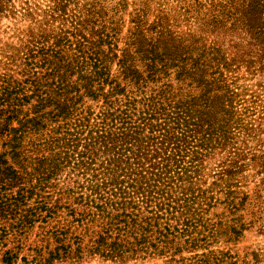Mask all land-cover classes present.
Returning a JSON list of instances; mask_svg holds the SVG:
<instances>
[{"label": "trees", "instance_id": "1", "mask_svg": "<svg viewBox=\"0 0 264 264\" xmlns=\"http://www.w3.org/2000/svg\"><path fill=\"white\" fill-rule=\"evenodd\" d=\"M176 1L21 8L38 25L0 62L2 264H239L213 247L264 171L238 77L264 72V1Z\"/></svg>", "mask_w": 264, "mask_h": 264}, {"label": "rangeland", "instance_id": "2", "mask_svg": "<svg viewBox=\"0 0 264 264\" xmlns=\"http://www.w3.org/2000/svg\"><path fill=\"white\" fill-rule=\"evenodd\" d=\"M14 1V7L18 10L16 16L1 17L0 18V62H5L4 54L7 51H11L13 46L20 44L19 39L22 35L19 33L25 34L28 33L30 29L36 27V23L33 22L31 18L23 17L20 14L22 7H25V2L30 1L32 7L35 9L43 10L48 9L47 5H50L48 0H12ZM78 1H87V0H78ZM108 1H120V0H108ZM130 4L137 2H147L150 3L153 9H160L162 7L171 9L176 5H179L176 0H127ZM264 1V0H262ZM162 5V6H160ZM130 11L132 8L130 7ZM20 14V15H19ZM38 19H41L39 17ZM128 19V17H126ZM19 36V37H18ZM242 69L240 72V77H244V80L239 82L240 85H244V88H247L248 96L246 99L249 100V103L252 106L258 108V113L254 118L264 117V114L261 112L264 111V72L252 74L244 71ZM246 90V89H242ZM256 92V94H255ZM252 95L259 96L260 100L257 98H252ZM262 123V130L264 131V120H260ZM264 140V135L262 136ZM251 169L246 173L248 176L246 181L243 183L245 187L243 190L248 192L252 197V203H248L244 211L240 212L244 215V218L241 223H245L246 227L241 230L240 235H232L231 239L229 237L223 236L220 238V242L213 247V249L229 251L235 259L238 260L239 264H264V185H260L259 197L254 193V188L256 185L261 184L264 181V171H261V167L258 168V165L261 163H251ZM256 168H254V167ZM259 173V174H258ZM256 196V197H255ZM225 213V209L219 207L215 210L216 215ZM249 224V225H248ZM248 225V226H247ZM36 231L32 233L30 241L34 239ZM29 241V242H30ZM28 252H24L22 255H27ZM31 260V257H30ZM0 264L1 261H0ZM18 264H24L22 261H19ZM70 264V263H64ZM79 264H115L111 262H105L99 258H95L90 261L81 262ZM128 264H163L162 261H146V262H131Z\"/></svg>", "mask_w": 264, "mask_h": 264}]
</instances>
